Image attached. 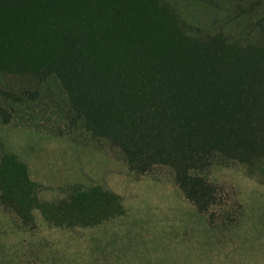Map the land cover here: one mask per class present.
Segmentation results:
<instances>
[{"label":"trees","instance_id":"1","mask_svg":"<svg viewBox=\"0 0 264 264\" xmlns=\"http://www.w3.org/2000/svg\"><path fill=\"white\" fill-rule=\"evenodd\" d=\"M220 1L231 13L250 0ZM254 6L240 30L225 31L188 23L171 0H0V72L30 76L37 88L22 92L26 109L46 114L49 104L54 125L105 140L130 171L168 166L213 221L220 200L205 170L264 163V0ZM35 185L15 153L0 151L4 209L34 223L32 211L46 208ZM97 190L60 204L79 212Z\"/></svg>","mask_w":264,"mask_h":264},{"label":"rangeland","instance_id":"2","mask_svg":"<svg viewBox=\"0 0 264 264\" xmlns=\"http://www.w3.org/2000/svg\"><path fill=\"white\" fill-rule=\"evenodd\" d=\"M171 1L188 23L225 31L240 30L258 2L228 13L231 5L220 0ZM242 31L237 36L245 38ZM36 88L30 76L0 72V101L12 114L8 123L0 118V151L26 164L46 202L44 212L32 211L34 223L0 205V264H264V163L231 160L205 170L220 200L209 221L180 192L168 166L132 172L105 140L54 125L49 104L46 114L26 109L21 94ZM95 186L81 211L60 204L74 190Z\"/></svg>","mask_w":264,"mask_h":264}]
</instances>
